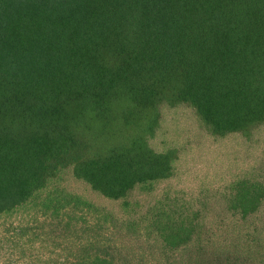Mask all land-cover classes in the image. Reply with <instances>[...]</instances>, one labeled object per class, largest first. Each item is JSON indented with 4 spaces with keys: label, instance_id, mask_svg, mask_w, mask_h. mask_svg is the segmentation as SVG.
<instances>
[{
    "label": "trees",
    "instance_id": "1",
    "mask_svg": "<svg viewBox=\"0 0 264 264\" xmlns=\"http://www.w3.org/2000/svg\"><path fill=\"white\" fill-rule=\"evenodd\" d=\"M181 106L214 138L264 126V0H0V242L32 264H56L51 247L61 264H119V234L139 222L64 176L127 209L174 176L178 151L151 140ZM217 202L236 220L230 241L200 211L152 210L158 264H264V178Z\"/></svg>",
    "mask_w": 264,
    "mask_h": 264
},
{
    "label": "rangeland",
    "instance_id": "2",
    "mask_svg": "<svg viewBox=\"0 0 264 264\" xmlns=\"http://www.w3.org/2000/svg\"><path fill=\"white\" fill-rule=\"evenodd\" d=\"M151 144L159 152L169 149L178 151L175 174L170 180L155 184L151 192L135 190L129 198L127 209L120 202H112L95 194L71 175L64 176L62 182L69 192L105 208L120 221L139 222L138 232L119 234L118 244L121 249L120 256L115 255L117 262L158 264L163 260L160 249L154 243L155 238H149L144 229V221H147L152 210L162 204L176 203L185 206L186 210L200 211L205 215L209 231L221 240L230 241L236 220L225 215L217 201L229 194L236 181L247 177L264 178V126L255 132L250 141L240 135L214 138L202 127L193 110L185 106L164 108L160 129ZM50 250L53 252L45 250L44 255L57 258L56 264H61L58 251L52 247ZM19 257L23 260L21 264H32L29 255L22 257L8 243L0 242V264H8L10 260L15 261Z\"/></svg>",
    "mask_w": 264,
    "mask_h": 264
}]
</instances>
